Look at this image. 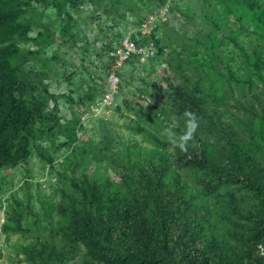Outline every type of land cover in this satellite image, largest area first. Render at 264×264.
<instances>
[{
  "label": "rangeland",
  "instance_id": "rangeland-1",
  "mask_svg": "<svg viewBox=\"0 0 264 264\" xmlns=\"http://www.w3.org/2000/svg\"><path fill=\"white\" fill-rule=\"evenodd\" d=\"M73 1L64 3L72 16L68 31L54 6L35 0L20 19L30 25L32 39L19 42L22 51L14 62L37 87L35 96L43 92L40 82L46 86V109L55 117L49 123L52 130L39 140L40 151L51 161L35 150L26 162L0 167V264H32L25 246L39 240L54 242L60 250L70 248L64 264H83L88 258L85 245L78 239L66 245L59 229L64 216L56 210L39 216L41 199L59 203L62 191H70L69 180L83 172L120 182L126 152L139 147L141 155L147 154L154 148L153 135L166 141L160 148L168 151L182 180L211 211L208 232L216 246L210 249L212 264H264V243L255 237L259 196L242 177L218 181L198 163L200 142H212L220 154L226 153L221 122L246 119L257 106L255 98L247 89L226 88V104L198 92L199 106H193L183 105L176 92V88L196 90V82L207 76L194 60L207 52L209 7L202 0ZM147 16L154 21L142 35L140 27ZM39 31L43 36H37ZM123 34H131L137 42H152L156 53L144 61L135 53L118 63L116 49ZM159 47L162 51L157 52ZM230 49L231 45H223L220 51ZM113 71L118 76L115 88L109 82ZM185 110L196 113L199 126L182 151L165 129L175 121L178 138L185 130ZM204 180L211 190L203 189ZM230 194L236 198L235 207ZM17 198L22 201L17 206L22 231L4 232L2 224Z\"/></svg>",
  "mask_w": 264,
  "mask_h": 264
},
{
  "label": "trees",
  "instance_id": "trees-1",
  "mask_svg": "<svg viewBox=\"0 0 264 264\" xmlns=\"http://www.w3.org/2000/svg\"><path fill=\"white\" fill-rule=\"evenodd\" d=\"M32 1L0 0V167L26 162L35 150L51 161L40 151L39 143L52 130L49 123L55 117L46 109L48 89L40 82L43 92L35 96L37 87L26 80L14 62L22 51L19 42L32 39L30 25L20 21ZM35 1L54 6L62 17V28L70 29L72 16L64 3L75 1ZM202 1L209 7L212 28L205 35V57L194 61L202 65L207 76L196 82V90L176 88V92L183 105L193 106H199L198 92L226 104V88L247 89L255 98L257 106L246 119L234 117L233 123L221 122L226 153L220 154L212 142H200L198 163L218 181L242 177L250 184L260 198L261 213L254 217V223L255 237L262 244L264 0ZM43 34L39 31L37 36ZM223 45H231L230 53L220 51ZM208 119L215 122L211 116ZM152 143L154 148L147 154L141 155L139 147L126 152L120 182L83 172L69 180L70 191H62L59 203L41 199L39 216H48L54 210L64 216L59 229L66 245L70 247L77 239L85 245L88 258L83 264H212L210 249L216 246L212 232H208L211 211L182 180L168 151L160 148L166 141L153 135ZM201 184L203 189L212 187L205 180ZM229 200L235 207L233 194ZM21 202L17 198L10 206L2 224L4 232L22 231V214L17 208ZM67 249L39 240L27 244L25 254L32 264H64Z\"/></svg>",
  "mask_w": 264,
  "mask_h": 264
},
{
  "label": "built area",
  "instance_id": "built-area-1",
  "mask_svg": "<svg viewBox=\"0 0 264 264\" xmlns=\"http://www.w3.org/2000/svg\"><path fill=\"white\" fill-rule=\"evenodd\" d=\"M165 10L166 8L161 10L162 13H164ZM153 21H154L153 16H147V18L142 23V26L140 27V31L142 35L147 30L146 29L147 24ZM119 42H120V47L116 49V53L118 54V59H117L118 63H120L122 60L128 58L129 56L135 53L141 56V61H144L147 57L152 56L156 53V49L152 42L146 40L142 42H137V38H133L131 34H123L120 37ZM109 82L114 85L113 86L114 88L117 85L118 76L114 71L109 73ZM109 96L110 94L107 95L108 98Z\"/></svg>",
  "mask_w": 264,
  "mask_h": 264
},
{
  "label": "clouds",
  "instance_id": "clouds-1",
  "mask_svg": "<svg viewBox=\"0 0 264 264\" xmlns=\"http://www.w3.org/2000/svg\"><path fill=\"white\" fill-rule=\"evenodd\" d=\"M184 116L187 118L185 121V130L183 133L177 138L174 132V128L176 126V122L173 121L168 128L165 129L166 134L168 135L171 142L179 147L182 151H186L189 145V141L193 140L194 135L199 126V121L196 113L185 110Z\"/></svg>",
  "mask_w": 264,
  "mask_h": 264
}]
</instances>
